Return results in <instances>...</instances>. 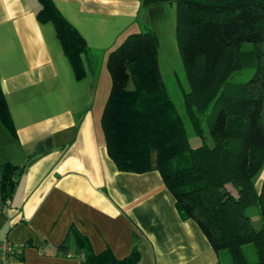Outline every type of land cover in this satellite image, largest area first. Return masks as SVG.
<instances>
[{"label":"crops","instance_id":"0c3cea01","mask_svg":"<svg viewBox=\"0 0 264 264\" xmlns=\"http://www.w3.org/2000/svg\"><path fill=\"white\" fill-rule=\"evenodd\" d=\"M53 1L87 44L81 77L53 23L38 20L37 0H0V87L14 127L0 120V166H17L0 207V241L14 243L11 264H80L73 235L58 246L71 227L94 251L108 246L118 257L136 239L134 264H214L215 250L193 218L179 215L159 170L118 169L100 127L108 51L142 26L157 31L174 4Z\"/></svg>","mask_w":264,"mask_h":264},{"label":"trees","instance_id":"16d2710c","mask_svg":"<svg viewBox=\"0 0 264 264\" xmlns=\"http://www.w3.org/2000/svg\"><path fill=\"white\" fill-rule=\"evenodd\" d=\"M36 16L50 20L76 77L84 65L85 39L53 0H37ZM174 4V34L186 86L183 107L200 143H189L182 117L166 91L157 62L158 36L148 26L128 32L107 53L110 75L100 127L107 154L118 169L159 170L183 218H193L216 252L214 264H264V0H141ZM239 75L245 77L240 78ZM0 120L14 131L0 87ZM210 141H207V137ZM17 166H0V207L9 197ZM255 204L254 227L245 206ZM80 264H134L130 251L96 252L70 228ZM255 258L250 260L245 244Z\"/></svg>","mask_w":264,"mask_h":264},{"label":"rangeland","instance_id":"374dc122","mask_svg":"<svg viewBox=\"0 0 264 264\" xmlns=\"http://www.w3.org/2000/svg\"><path fill=\"white\" fill-rule=\"evenodd\" d=\"M174 20L175 16L173 12L170 14V16L169 14H166L162 19L159 28H157V31L153 28L151 29H153L158 36L157 62L166 91L173 100L182 117L183 125L185 127L189 143L191 145H195L197 143H200L201 138L193 132L183 107L181 86H186V82L184 79L180 56L175 41ZM239 77L242 78L245 76L239 75ZM207 141H210L209 136L207 137ZM263 175L264 163L257 174L253 177V181L256 186L259 185ZM245 211L249 215L252 225L254 227H259L261 225V222L256 205H246ZM245 252L248 259L252 260L255 258V252L250 243L245 244Z\"/></svg>","mask_w":264,"mask_h":264},{"label":"built area","instance_id":"2783aa9c","mask_svg":"<svg viewBox=\"0 0 264 264\" xmlns=\"http://www.w3.org/2000/svg\"><path fill=\"white\" fill-rule=\"evenodd\" d=\"M8 197L2 203L4 207L8 203ZM14 251V243L8 238L0 241V264H11L10 255Z\"/></svg>","mask_w":264,"mask_h":264}]
</instances>
